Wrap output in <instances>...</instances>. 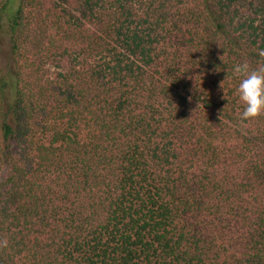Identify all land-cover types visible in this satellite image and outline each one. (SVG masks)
<instances>
[{
    "label": "trees",
    "instance_id": "16d2710c",
    "mask_svg": "<svg viewBox=\"0 0 264 264\" xmlns=\"http://www.w3.org/2000/svg\"><path fill=\"white\" fill-rule=\"evenodd\" d=\"M264 0H0V264H264Z\"/></svg>",
    "mask_w": 264,
    "mask_h": 264
},
{
    "label": "clouds",
    "instance_id": "9594fccd",
    "mask_svg": "<svg viewBox=\"0 0 264 264\" xmlns=\"http://www.w3.org/2000/svg\"><path fill=\"white\" fill-rule=\"evenodd\" d=\"M264 57V52L259 54ZM239 83L236 94L243 104L241 119L244 121L264 116V67L252 68L247 62L232 66Z\"/></svg>",
    "mask_w": 264,
    "mask_h": 264
}]
</instances>
